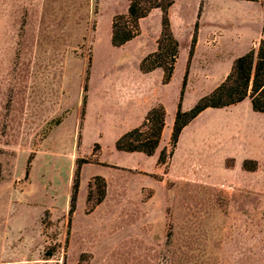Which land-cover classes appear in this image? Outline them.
Instances as JSON below:
<instances>
[{
	"label": "rangeland",
	"instance_id": "1",
	"mask_svg": "<svg viewBox=\"0 0 264 264\" xmlns=\"http://www.w3.org/2000/svg\"><path fill=\"white\" fill-rule=\"evenodd\" d=\"M128 4L0 0V264H264V113L249 99L199 113L165 163L158 148H115L157 101L168 151L178 103L191 108L223 69L203 47L189 62L194 31L235 51L264 29V0H174L167 83L139 68L159 11L111 44Z\"/></svg>",
	"mask_w": 264,
	"mask_h": 264
},
{
	"label": "trees",
	"instance_id": "2",
	"mask_svg": "<svg viewBox=\"0 0 264 264\" xmlns=\"http://www.w3.org/2000/svg\"><path fill=\"white\" fill-rule=\"evenodd\" d=\"M174 0H129L125 14H115L111 21V44L121 46L137 36L140 32L139 21L148 13L158 8L161 11V28L156 40V49L140 62V70L144 73L160 68L163 72L162 82L167 83L172 77L178 56V41L171 30L169 8ZM196 41L194 31L190 52L191 56ZM187 72L183 78L181 96L186 83ZM249 98L251 108L255 112L264 113V40L261 39L256 48H251L233 61L232 67L224 80L211 92L201 96L187 110L181 109L180 102L175 111L169 139V149L163 148L157 163H165L172 156L182 129L206 108H221L241 102ZM165 125V109L163 105L151 107L142 123L124 133L115 141L119 151L142 152L152 155L159 145ZM248 161H245L247 163ZM78 180L72 185L70 212L74 210L78 191ZM104 197V186L100 191L98 202Z\"/></svg>",
	"mask_w": 264,
	"mask_h": 264
},
{
	"label": "crops",
	"instance_id": "3",
	"mask_svg": "<svg viewBox=\"0 0 264 264\" xmlns=\"http://www.w3.org/2000/svg\"><path fill=\"white\" fill-rule=\"evenodd\" d=\"M248 1H253V0H248ZM173 4H174V2H173ZM173 4L170 6L169 12H168L169 13V19H170V25H172L171 9L173 7ZM156 10L159 11V13L161 15V11L158 8L152 9L149 13H151L153 11H156ZM171 30H172V28H171ZM263 32H264V29L262 27L261 30L258 31V34L257 35H255L253 37H250L246 42H236V44H235V51H230L228 49V47H226V45H221V41H219V37H218V35L216 33V29L203 31V28L202 27H199L196 30V41H195V44H194L193 52H192V54H191V56L189 58V62L192 59H194V56L196 54V51H198L199 47H203V49H204L205 52L210 53L212 59H215V60H217V61H219V62H221L223 64V69L221 70L218 79L215 81L212 89L209 92H211L217 85H219L224 80V78L226 77V75L229 73V71H230V69L232 67L233 61L235 60L236 57L244 54L245 52H247L251 48H256L257 45H258V43H259V41L261 39L264 40V38H263ZM229 47H231V46H229ZM186 72H187V75H188L189 65L187 66V71ZM247 99H249V98H247ZM157 103H159V102L154 101L149 107H147L145 114L147 113V111L151 107L157 105ZM159 104H161V103H159ZM185 110H187V109H185ZM172 125H173V123H172ZM164 127H165V125H164ZM185 127L182 129V131H181V133L179 135V138L182 136V133H183V130L185 129ZM171 130H172V126H171V129H170V134H171ZM162 132H163V130H162ZM179 138H178V140H179ZM169 139H170V135H169ZM166 145H164L162 147H160L158 145L159 147H157V148L159 150V153H160V149L163 148V147H165ZM176 147H177V144H176ZM158 156H159V154H158Z\"/></svg>",
	"mask_w": 264,
	"mask_h": 264
}]
</instances>
